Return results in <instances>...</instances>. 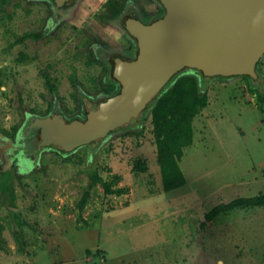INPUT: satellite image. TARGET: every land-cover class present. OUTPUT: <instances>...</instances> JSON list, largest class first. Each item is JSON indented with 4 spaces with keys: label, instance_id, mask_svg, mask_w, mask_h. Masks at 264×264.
<instances>
[{
    "label": "rangeland",
    "instance_id": "rangeland-1",
    "mask_svg": "<svg viewBox=\"0 0 264 264\" xmlns=\"http://www.w3.org/2000/svg\"><path fill=\"white\" fill-rule=\"evenodd\" d=\"M119 1L80 0L62 17L51 0H0V264H264V208L206 222L217 205L264 194V59L257 80L184 72L209 105L179 189L164 191L150 112L101 144L39 146L53 113L85 121L120 90L105 60L127 42L111 23ZM96 169L125 193L97 186L81 211Z\"/></svg>",
    "mask_w": 264,
    "mask_h": 264
},
{
    "label": "water",
    "instance_id": "water-1",
    "mask_svg": "<svg viewBox=\"0 0 264 264\" xmlns=\"http://www.w3.org/2000/svg\"><path fill=\"white\" fill-rule=\"evenodd\" d=\"M63 7L71 0H52ZM166 13L150 26L128 19L138 40L133 61L117 58L114 79L121 93L102 100L83 122L64 114L50 117L53 129L41 133V146L62 149L101 144L153 106L182 70L208 78H259L264 59V0H160Z\"/></svg>",
    "mask_w": 264,
    "mask_h": 264
},
{
    "label": "trees",
    "instance_id": "trees-1",
    "mask_svg": "<svg viewBox=\"0 0 264 264\" xmlns=\"http://www.w3.org/2000/svg\"><path fill=\"white\" fill-rule=\"evenodd\" d=\"M3 1L6 4L9 3V0ZM2 12L3 9H0V15ZM29 38H39V36L32 33L27 34L20 40V42ZM185 71L187 70L179 71L167 84L166 88L162 91L160 98L154 102L153 106L146 110L139 119L134 121H139L142 116L148 112L151 113L153 132L157 144L158 163L161 170L163 188L166 192L179 189L187 183L186 177L180 167V161L184 157V150L193 145L195 118L209 105V96L206 92H201L197 78L193 75H185ZM198 73L202 74L201 72ZM45 76L47 77V84L50 89L56 90V87L52 84L50 76L48 74ZM218 78L230 79L223 77ZM245 78L254 80L250 77ZM109 91L111 94L102 100L112 98L121 93L120 90L112 92L110 89ZM102 100H100V102ZM261 100L264 101V96L261 97ZM99 103L94 106V108L97 107ZM130 125L122 129H126ZM130 134L139 136L140 133H128V135ZM91 178L92 184L85 192L79 204V209L81 211L87 206L91 191L97 186H100L103 189L104 194L109 196H122L125 193L123 189H116L113 182L106 181L102 178L97 169L91 172ZM118 179L120 178L118 177ZM255 208H264V194L254 197H240L229 203L217 205L207 213L206 222H212L220 215H228L237 210ZM0 249H2L1 243Z\"/></svg>",
    "mask_w": 264,
    "mask_h": 264
},
{
    "label": "flooded vegetation",
    "instance_id": "flooded-vegetation-1",
    "mask_svg": "<svg viewBox=\"0 0 264 264\" xmlns=\"http://www.w3.org/2000/svg\"><path fill=\"white\" fill-rule=\"evenodd\" d=\"M153 1H155L156 4L152 5L150 0H144L145 4L138 1V0L119 1L120 5L122 4L120 7L124 6V8H123L124 12H121V13L119 12V14H121L120 16L113 17L114 19H112L111 23H113V25L119 31L123 32L122 35L125 37V40L127 42H126V45L121 46L119 49H114V51H112V52H107L105 55V60L107 61V63L109 64V67L111 68L113 80H115L114 76H113L114 69H115V60L117 58H121L123 60L133 61V60L137 59L139 52H140L138 40L136 38H134L128 30V27H127L128 19H130V18L136 19L142 25L150 26L155 21L164 17L166 10L163 7L160 0H153ZM79 2H80V0H71L69 4H65L63 7H58V6H56V4L54 2L53 3H54L55 8L59 11V15L63 17L66 14H68L69 12H71L72 10H74ZM105 14L109 15L110 13L108 12V9L102 8L100 10V13L98 14L99 16L97 18L101 19L102 22H106V21L108 22L111 18H109L108 16H105ZM108 18H109V20H108ZM258 67H259V65H258ZM258 69L259 68H257V71L259 73ZM259 77H260V74H259ZM55 113H60V112H55ZM88 113H89V111H88ZM85 121H83V122H85ZM68 122H71V121L68 120ZM49 129H53L52 126H50L49 128H47L45 130L47 131ZM42 132H40L38 134V137H37V140H39V142H38L39 146H40L41 133ZM48 146H52L54 148L62 149V148H59V147H56L53 145H48Z\"/></svg>",
    "mask_w": 264,
    "mask_h": 264
}]
</instances>
